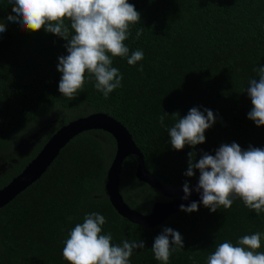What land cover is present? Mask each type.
<instances>
[{
    "label": "trees",
    "instance_id": "obj_1",
    "mask_svg": "<svg viewBox=\"0 0 264 264\" xmlns=\"http://www.w3.org/2000/svg\"><path fill=\"white\" fill-rule=\"evenodd\" d=\"M129 2L142 18L125 44L129 54L142 50L144 59L135 66L126 58L113 59L112 66L123 75L122 87L107 99L88 80L83 92L69 100L59 92L62 74L57 70L58 58L67 55V41L45 30H22L7 20L15 15L13 5L0 0V23L7 29L0 34V165L5 166L0 191L57 131L96 114L108 115L129 131L146 170L166 188H183L186 181L191 187L198 181L199 170L195 177L185 175L189 152L195 151L198 160L205 152L214 155L222 144L264 148V127L248 119L252 104L246 92L250 79H258L254 68L264 66V0ZM138 29L143 30L139 38ZM193 107L212 110L216 123L206 130L205 143L174 150L167 129L177 118L165 116L161 126L159 117L165 112L183 117ZM43 120L55 124L44 123L26 152L17 149V141ZM115 154L116 142L106 132L75 137L40 180L0 209V264H68L62 255L64 241L92 212L105 216L103 234L111 233L113 244L145 242L144 249L134 250L130 264H161L151 248L164 227L179 231L184 240V249L174 252L169 264H194L189 257H195V264H207L218 243L235 244L243 235L264 233V213L257 215L240 200L215 213L201 204L199 211L176 213L155 229L128 222L114 210L106 190ZM137 167L134 156L125 160L120 192L132 210L149 215L157 203L171 200L140 182Z\"/></svg>",
    "mask_w": 264,
    "mask_h": 264
},
{
    "label": "clouds",
    "instance_id": "obj_2",
    "mask_svg": "<svg viewBox=\"0 0 264 264\" xmlns=\"http://www.w3.org/2000/svg\"><path fill=\"white\" fill-rule=\"evenodd\" d=\"M13 5L7 20L16 23L22 30L39 32L45 30L63 38L67 55L60 56L57 70L62 74L59 92L69 100L83 92L85 83L94 80L95 88L105 99L122 87L123 75L113 67L114 58H126L135 66L144 59L142 50L130 53L125 41L130 29L141 20V13L129 0H9ZM0 23V34L6 32ZM137 30V38L142 34ZM2 39V36H0ZM139 71H143L141 64ZM257 78L250 79L246 92L251 100L248 119L257 127H264V66L254 68ZM206 113V115H205ZM165 116L177 118L167 129L174 150L186 146L193 149L206 142V130L216 123L210 109L198 107L181 117L179 112L159 117L164 126ZM189 163L185 173L195 177L199 170L195 191L200 202L180 205V210L192 213L199 211L202 202L212 213L218 209H231L233 202L240 200L257 215L264 213V148L249 146L247 150L238 143L222 144L215 154L205 152L197 160L195 151L188 153ZM183 199L191 196L189 183L183 185ZM104 215L92 212L85 214L82 223H76L64 241L62 255L68 264H130L135 249H144L143 240H124L113 244L111 233L103 234L106 224ZM264 233L243 235L235 244L230 241L218 243L209 256L207 264H264L262 248ZM171 238V239H170ZM184 249V240L179 231L164 227L155 237L151 248L161 264H169L177 250ZM194 261L195 257H189Z\"/></svg>",
    "mask_w": 264,
    "mask_h": 264
},
{
    "label": "water",
    "instance_id": "obj_3",
    "mask_svg": "<svg viewBox=\"0 0 264 264\" xmlns=\"http://www.w3.org/2000/svg\"><path fill=\"white\" fill-rule=\"evenodd\" d=\"M93 130L110 134L116 142V154L108 171L106 190L111 205L120 217L145 229H155L171 216L181 212V204L187 206L193 201L200 202V194L195 191L198 181L190 187L192 194L187 200L183 199L185 195L183 188H166L146 170L144 157L136 146L129 131L108 115L96 114L72 122L57 131L25 170L7 187L0 191V209L7 206L19 194L40 180L59 156L60 152L75 137ZM130 156H134L138 162L136 178L156 190L163 197L171 200L167 203H157L149 215H143L132 210L125 203L120 192V177L123 171V164Z\"/></svg>",
    "mask_w": 264,
    "mask_h": 264
},
{
    "label": "rangeland",
    "instance_id": "obj_4",
    "mask_svg": "<svg viewBox=\"0 0 264 264\" xmlns=\"http://www.w3.org/2000/svg\"><path fill=\"white\" fill-rule=\"evenodd\" d=\"M51 123V124H55V121H46V120H43V121H40L38 122L37 124H35L27 133H26V136L25 138H23L22 140H18L17 141V145H18V148L20 151H23L26 152L27 150H29L34 144V141H37L38 140V137L40 136V133L42 132V128L41 127L44 123ZM41 127V128H40ZM53 129H55L54 127L52 129H50L49 132H51ZM31 131V133H29ZM19 143V144H18ZM4 165H0V172L4 170Z\"/></svg>",
    "mask_w": 264,
    "mask_h": 264
}]
</instances>
